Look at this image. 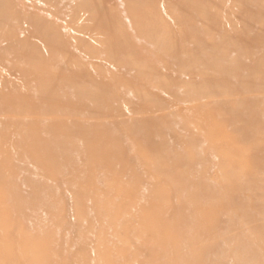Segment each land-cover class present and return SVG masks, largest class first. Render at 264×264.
Masks as SVG:
<instances>
[{"label":"rangeland","instance_id":"374dc122","mask_svg":"<svg viewBox=\"0 0 264 264\" xmlns=\"http://www.w3.org/2000/svg\"><path fill=\"white\" fill-rule=\"evenodd\" d=\"M0 264H264V0H0Z\"/></svg>","mask_w":264,"mask_h":264}]
</instances>
